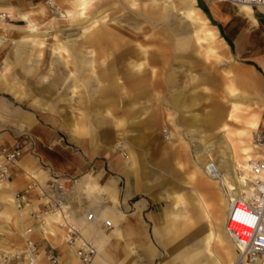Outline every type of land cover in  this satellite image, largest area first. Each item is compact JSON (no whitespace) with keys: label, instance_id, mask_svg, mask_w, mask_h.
<instances>
[{"label":"rangeland","instance_id":"rangeland-1","mask_svg":"<svg viewBox=\"0 0 264 264\" xmlns=\"http://www.w3.org/2000/svg\"><path fill=\"white\" fill-rule=\"evenodd\" d=\"M28 1L46 5L48 12L46 16H29L25 22H18L23 30L19 26L9 29L10 40L4 48L0 69V76L10 82L11 90L3 89L7 96L17 105L50 114L63 128L69 121L82 127L86 125L90 133H94L99 130L101 121L105 128L115 130V147L121 157H135V163L128 164L127 168L135 176L141 195L161 205L168 222L178 223V228L171 229L169 234L182 239L183 246L189 242L188 235L200 225L206 228L211 220L213 224L224 220L226 187L222 179L210 178L204 167L213 160L217 169L227 175L228 158L233 165L242 163L246 158L251 159L248 157L251 151L232 153V143L223 129L218 130L219 124L209 126L207 120L217 109H225L226 114L231 102L237 103V118L227 124L234 131L250 130L248 142L253 144L252 135L260 130L252 129L249 121L264 115L261 98L264 87L253 83L243 85L233 77L231 68L241 60L231 48H228V56H224L221 49L215 51L218 57L205 56L202 48L205 42L196 43L193 36V28L206 22L202 14L196 13L198 2L55 0L54 9H51L45 0ZM187 1L190 6L185 5ZM57 10L63 11V16H58ZM253 10L260 16L258 8ZM138 14L143 15L136 18ZM188 14L194 21L187 17ZM114 18L123 28L138 34L139 39L130 45L137 55L121 58L118 55L125 54L129 46L119 51L104 39L101 32L111 28ZM130 18L137 21L138 29L129 26ZM10 19L6 22L13 23ZM32 27H37L35 32L30 31ZM101 42H105L106 47L97 46ZM59 46L64 50H58ZM145 52L154 54L153 60L145 59ZM108 65L116 72L110 73V78L101 77L102 70H109ZM259 73L262 76L253 74L254 80L260 78L262 81L264 72ZM230 78L233 80L232 93L226 88V84L232 82ZM176 95L182 100L179 106L170 103ZM224 122L225 119L220 124ZM196 179L209 184V189L197 187ZM44 188L47 195L52 193L47 185ZM63 190L60 208L50 210L47 202L51 195L42 196L46 207L42 210L33 206L29 213L30 203L17 208L12 201L14 189L9 185L0 187V252L20 251L26 239L35 242L34 222L42 232L65 230L67 243L72 225L69 223L71 212L64 206L67 192L64 185ZM35 191L41 195L39 189ZM201 197L212 218L203 213ZM56 209L62 211L63 217L54 222L44 221V214L54 213ZM188 217L194 224L186 229L183 223ZM203 233L197 235L204 240ZM83 240L76 241L74 250ZM222 241H212V250L218 251L220 246L225 251L224 237ZM201 248H204L202 243ZM233 251L232 262L236 257L234 244ZM173 253V249L166 250L164 255L171 264H179ZM211 258L202 256L198 263ZM219 260L211 264H218Z\"/></svg>","mask_w":264,"mask_h":264},{"label":"crops","instance_id":"crops-1","mask_svg":"<svg viewBox=\"0 0 264 264\" xmlns=\"http://www.w3.org/2000/svg\"><path fill=\"white\" fill-rule=\"evenodd\" d=\"M194 2H198L196 13L202 14L206 21L201 30L212 32L215 36L217 43L213 47L219 46L224 56H228V48H231L234 55L241 60L231 68L233 77L243 85L253 83L259 88L264 87V77L262 81L260 78L257 81L253 79L254 73L262 76L259 71L264 72V9L258 8L259 16L255 15L251 8L252 16L259 23L257 31L251 32L238 18L229 15L227 11L233 8L232 5L225 4L223 8H218V3L212 0ZM35 4L28 0L0 1V10L13 16L11 21L13 23L0 24V30L6 29L3 39H0V69L5 57L4 48L10 40L9 29L19 26L18 28L23 30L18 22L26 21L29 16L25 18L23 15ZM194 41L199 44L205 42L202 47L205 54L208 42H198L195 36ZM101 45L106 47L105 42L97 44ZM154 57L152 54L150 60ZM107 69L109 70H102L101 77H109L110 73L116 72L110 65ZM224 80L228 79L225 77ZM9 83L6 77L0 76V146L9 148L21 146L22 151L18 161L9 171L8 185L19 191L31 180L40 186L49 184L51 179L61 181L67 190L64 206L71 212L69 223L72 226L69 227L71 231L76 232L73 237L78 235L84 239L94 252L88 264H171L164 254L166 250L172 249L179 264H211L217 259L226 264V254L230 249L231 252L233 250V244L225 232L228 200L224 220L220 219L218 224L215 222L213 224L211 220L206 228L200 225L188 235V245L183 246L182 239L179 240L178 236L172 238L169 234L171 229L178 228V223L174 224L173 220L168 222L164 208L141 195V188L136 183L135 176L127 168L128 164L135 163V157L128 155L121 157L115 147V130L105 128L101 121L98 124L99 130L94 133H90L86 125L82 127L69 121L63 128L50 114L32 107L17 105L15 100L10 99L3 91L5 87L11 90ZM232 83L233 80L226 84L230 93L234 92ZM103 88L104 86L100 89ZM261 98L264 100V90ZM181 102L178 95L170 99V103L176 106ZM236 104L232 101L226 114L225 109H217L207 120L209 126L219 124L218 130L223 129L226 138L232 143L234 154L236 153L233 142L238 138L251 137L250 130L240 128L234 131L227 124V121L237 118ZM223 119L225 122L220 124ZM96 121L97 119L93 120L94 123ZM249 124L252 129L259 128L264 132V115L261 118L254 117ZM84 177L92 182L91 188L90 185L80 182ZM195 184L203 190L209 189V184L202 179H196ZM30 200L32 208L29 213L33 211V206L42 210L46 207L42 202V195L36 191L30 195ZM200 202L203 205V213L212 218L202 197ZM88 213L93 214L91 220L86 219ZM58 218L51 217L48 222H54ZM105 220L111 221L110 227L104 225ZM193 222L188 217L184 219L183 225L187 229L190 224H194ZM32 226L36 229L33 233L35 243L41 250L51 247L59 257L57 264H84L77 258L75 250L66 243L65 230L53 229L42 232L36 222L32 223ZM210 230L224 237L226 252L221 250L220 246L218 251L212 250V241L206 247ZM200 232H204V240L198 237L197 234ZM201 243L204 248H201ZM202 256L213 258L198 263ZM42 264L48 263L43 261Z\"/></svg>","mask_w":264,"mask_h":264},{"label":"built area","instance_id":"built-area-1","mask_svg":"<svg viewBox=\"0 0 264 264\" xmlns=\"http://www.w3.org/2000/svg\"><path fill=\"white\" fill-rule=\"evenodd\" d=\"M234 3H245L253 8L264 5V0H229ZM9 19V15L0 12V24ZM252 141L259 147L264 146V132L257 131L252 135ZM22 147L0 146V182L10 179L9 171L18 161ZM212 167V165H210ZM212 169H214L212 167ZM208 174V170H205ZM253 180L246 191L239 196L230 197L227 206L225 230L237 247V257L233 264H264V159L257 160L252 165ZM216 174V173H214ZM213 174V175H214ZM209 175V174H208ZM217 176V175H215ZM47 189L35 182H30L22 190L12 192V201L17 208H22L30 203V195L37 189L42 196L51 198L47 202L50 210L60 208L62 204L61 195L64 194L63 183L57 179H51ZM37 218V216H34ZM90 214L87 220H91ZM106 227L111 226L110 220H105ZM27 232H30L28 229ZM76 232L69 233L67 244L70 248H75V243L79 236ZM77 258L84 264L91 262L93 258L92 248L84 240L75 249ZM57 264L59 257L51 247L41 250L40 247L29 239H26L23 248L17 252H0V264Z\"/></svg>","mask_w":264,"mask_h":264},{"label":"bare ground","instance_id":"bare-ground-1","mask_svg":"<svg viewBox=\"0 0 264 264\" xmlns=\"http://www.w3.org/2000/svg\"><path fill=\"white\" fill-rule=\"evenodd\" d=\"M45 1L48 3V6L51 7V9H54L55 0H45ZM212 1L218 3V8H223V6H225V4L232 5L233 8L227 12L229 13V15H231V17L238 18L239 21L249 31L254 32L256 30V28H258L257 26L259 25V23H257V21L252 16V9L251 8H253V7H251L250 5L245 4V3H234V2H231L229 0H212ZM79 3H81V2H79ZM135 4L136 3L132 2V5H135ZM190 4H191L190 1H187L185 5L190 6ZM239 5H242V6H239ZM260 7H264V5H261L258 8H260ZM229 8H231V7H229ZM84 10H86V9H84ZM0 12H4V11L0 10ZM47 12H48V7L46 5H44L42 3H36L34 6L30 7L29 10L26 12V14L23 16H25V18H27V16H36V15L46 16ZM4 13H6V12H4ZM7 14L9 15V18H11L10 21H12V18H13L12 14H10V13H7ZM57 14H60L58 16H63V11L57 10ZM139 15L142 16L143 14H138L136 16V18ZM144 15H145V13H144ZM187 17L190 18L191 20H193L189 14L187 15ZM118 21H119L118 19H115V18L112 19L111 28H106V29L102 30L101 33H102L104 39H108V41H110L112 43L113 48L119 49V51H121L120 48H123L124 46H129V49H126L125 54L124 53L122 54V52H120V54L118 56H121V58H123L126 55H129V56L137 55L136 51H134L133 47L130 45H132V43L134 41L136 42V40L139 39L138 34L134 31H131L128 28L127 29L123 28L122 25L118 24ZM7 23H9V22L4 21V24H7ZM129 26H133L134 28H137V29L139 28V27H136L137 21L132 20V18H130ZM36 28L37 27H32L30 31L35 32ZM202 28H203V26H201L199 24V27L194 30L193 34H194L196 40L198 42H200V41H207L208 42L209 46H208V49L206 50V53H205L206 57H209V56L217 57L218 55L215 53V51H218L219 46L213 47V45H215V43H217L215 40V36L213 35L212 32L202 31L201 30ZM5 32H6V29L0 30V39H3ZM39 42H38V44L40 45L41 42L40 43ZM59 49L64 50L63 47H61V46L58 47V50ZM145 57H146V59L150 60V57H152V54L149 52H145ZM143 86H142V88H143ZM221 130H222V128L220 129V131ZM253 144L252 143L250 144V142H248V139H240V138L233 144L234 151L236 153L235 155H238L241 153L245 154L248 151H251V155H248V157L251 159L246 158V159H244V161L242 163H237V164L235 163L233 165V162L231 161V159L228 158V161L230 163V169H229V173L227 175H223L221 173L222 171L220 169H217L215 163L211 160H209L204 167V172L206 173L205 170H208L209 175L207 173L206 174L210 178L213 177L215 179H218V178L222 179V183L226 187V190L224 191V193H225V196H226L228 201H229L230 197L239 196L241 192H243L245 190L247 191L249 189L250 182L254 178L253 171H252V165L257 160L264 159V156H262V155H264V146L259 147L258 145H255V144L253 145ZM259 152L262 154H259ZM210 165H212V167L214 169H212V167H210ZM214 173H216V174H214ZM215 175H217V176H215ZM261 177H264V173H262ZM80 182L82 184L90 185L89 186L90 188L92 187V185H91L92 182L87 177H84ZM8 184H9V180L4 181V182H0V187L6 186ZM39 187H40V185H39ZM89 215H90V213H88L86 215V219L89 217ZM91 215L93 217L92 213H91ZM51 217H63V213L60 209H56V211L54 213H45L43 218H44V221L48 222V220ZM225 224H226V221H225ZM225 232H226V230H225ZM226 234H227V232H226ZM229 239L235 245V243L233 242V240L231 239L230 236H229ZM222 240H223L222 235H220L219 233H214L213 231L210 230V235L208 238L207 246L209 245L210 241L220 242ZM235 248H236V257H237L236 245H235ZM224 252H226V249ZM234 254H235V252L233 250H232V252H231V249H230V251H228V254H226V264H233L235 262L236 258H235L234 262H232V258L234 256ZM218 264H225V262L223 263L221 260H219Z\"/></svg>","mask_w":264,"mask_h":264}]
</instances>
